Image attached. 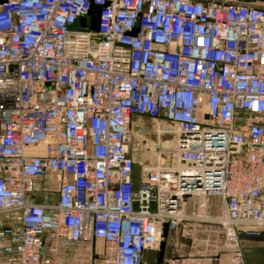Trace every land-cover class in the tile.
<instances>
[{
  "label": "built area",
  "instance_id": "obj_1",
  "mask_svg": "<svg viewBox=\"0 0 264 264\" xmlns=\"http://www.w3.org/2000/svg\"><path fill=\"white\" fill-rule=\"evenodd\" d=\"M51 178L57 200L38 202ZM187 198L220 200L237 253L264 236V9L0 0V264H64L96 241L101 264H157L144 252Z\"/></svg>",
  "mask_w": 264,
  "mask_h": 264
},
{
  "label": "crops",
  "instance_id": "obj_2",
  "mask_svg": "<svg viewBox=\"0 0 264 264\" xmlns=\"http://www.w3.org/2000/svg\"><path fill=\"white\" fill-rule=\"evenodd\" d=\"M140 170L134 167L133 179L137 181ZM55 180L41 182L40 187L52 188L46 197L39 195L37 200L55 202ZM200 199L187 198L182 206L184 220L178 224L174 231H167L163 236L164 250L160 264H264V236L240 237L239 252L226 244L222 238V227L216 219L222 214V205L219 199L211 198L200 207ZM87 245V243H83ZM95 245L93 251L92 245ZM103 244L99 241L87 246L86 251L90 257H99ZM66 252L62 253V257ZM77 258V256H75ZM159 251L147 250L144 260L148 263L158 264Z\"/></svg>",
  "mask_w": 264,
  "mask_h": 264
},
{
  "label": "rangeland",
  "instance_id": "obj_3",
  "mask_svg": "<svg viewBox=\"0 0 264 264\" xmlns=\"http://www.w3.org/2000/svg\"><path fill=\"white\" fill-rule=\"evenodd\" d=\"M261 9H264V7L260 6H255ZM145 127H155L157 123L154 121L148 120V119H140L139 120ZM154 137H151V140H153ZM137 138L135 139L134 143L132 142V146L136 144ZM142 147V146H141ZM146 153L143 152L142 150H137V152L133 153V157L136 161L135 167L136 169L140 170L141 167L144 165L146 162ZM10 220V216H0V225L1 224H6ZM87 246L90 249V243H87V245L80 244L76 249L73 250H68L66 251V254L61 257V261L64 264H101V259L99 257H90L88 252L86 251ZM95 245L93 244L91 249L93 251H97V249H94ZM77 256V258L75 257Z\"/></svg>",
  "mask_w": 264,
  "mask_h": 264
},
{
  "label": "water",
  "instance_id": "obj_4",
  "mask_svg": "<svg viewBox=\"0 0 264 264\" xmlns=\"http://www.w3.org/2000/svg\"><path fill=\"white\" fill-rule=\"evenodd\" d=\"M219 1L242 3V4L251 5V6L264 7V0H219ZM98 15H99V8L94 7L91 11V23H90V29L94 32H97L98 30ZM167 231H168L167 224H164L162 235L165 236ZM163 250H164V243L162 242L159 247L158 264L161 263V257H162Z\"/></svg>",
  "mask_w": 264,
  "mask_h": 264
}]
</instances>
